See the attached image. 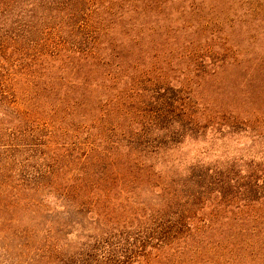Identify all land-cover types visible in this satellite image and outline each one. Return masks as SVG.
<instances>
[{
    "label": "trees",
    "instance_id": "trees-1",
    "mask_svg": "<svg viewBox=\"0 0 264 264\" xmlns=\"http://www.w3.org/2000/svg\"><path fill=\"white\" fill-rule=\"evenodd\" d=\"M167 1L0 0V264H264V178L172 160L199 129L189 92L140 70L139 21ZM148 83L160 106L149 119ZM147 185L165 211L131 201ZM49 196L65 219L37 246Z\"/></svg>",
    "mask_w": 264,
    "mask_h": 264
},
{
    "label": "rangeland",
    "instance_id": "rangeland-1",
    "mask_svg": "<svg viewBox=\"0 0 264 264\" xmlns=\"http://www.w3.org/2000/svg\"><path fill=\"white\" fill-rule=\"evenodd\" d=\"M162 9L139 21L146 26L141 32L140 70L154 69L148 77L155 82L159 73L167 72L171 85L189 92L182 98L199 123V129L193 130L198 132L187 131L174 150L175 167L180 163V169L186 170L197 164L204 172L211 169L224 175L237 173L239 179L250 175L264 178V0H171ZM141 87L146 91L139 102H145L141 104L143 115L149 119L160 107L151 92L156 86ZM96 96L103 94L99 91ZM74 142L63 139V152H59L63 165L68 161L64 150ZM158 168L164 170L163 176L171 175L172 161L160 163ZM137 192L138 197L131 201L144 202L154 213L165 211L162 206L168 196L163 191L147 185ZM45 201L34 216L42 219L32 227L37 233L32 242L37 246L46 237V227L62 225L65 219L63 203L52 196ZM136 224L134 221L133 226ZM51 231L50 237L56 236ZM77 243L71 236V248Z\"/></svg>",
    "mask_w": 264,
    "mask_h": 264
}]
</instances>
